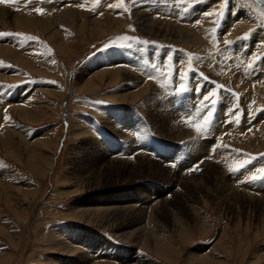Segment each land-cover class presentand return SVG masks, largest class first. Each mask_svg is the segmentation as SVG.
<instances>
[{"label":"rangeland","instance_id":"374dc122","mask_svg":"<svg viewBox=\"0 0 264 264\" xmlns=\"http://www.w3.org/2000/svg\"><path fill=\"white\" fill-rule=\"evenodd\" d=\"M263 6L0 3V264H264Z\"/></svg>","mask_w":264,"mask_h":264},{"label":"bare ground","instance_id":"6f19581e","mask_svg":"<svg viewBox=\"0 0 264 264\" xmlns=\"http://www.w3.org/2000/svg\"><path fill=\"white\" fill-rule=\"evenodd\" d=\"M258 2L261 4V5H264V1L263 0H258ZM264 7V6H263ZM151 13V12H150ZM2 14V13H1ZM3 15V14H2ZM143 15V14H142ZM1 17V16H0ZM6 19V18H5ZM153 24V23H152ZM160 25V24H159ZM148 26H151V24L149 23V22H146L145 21V23L144 24H142L141 25V27H143V28H148ZM164 29V28H163ZM156 32V31H155ZM157 32H159L158 30H157ZM162 32H163V30H162ZM114 74V73H113ZM142 91V90H141ZM142 93H143V91H142ZM182 105H183V103H182ZM166 108H167V106H166ZM171 108V107H170ZM169 109V108H168ZM174 109V108H173ZM172 113H173V110H171V112H168V110H167V112H166V115L169 117V116H171L172 115ZM178 124V123H177ZM173 126H174V124H173ZM172 126V127H173ZM157 127V126H156ZM178 128V127H177ZM175 129V128H174ZM179 129V128H178ZM189 129V128H188ZM165 130V129H164ZM177 130V129H176ZM170 134V133H169ZM180 134V133H179ZM209 137V136H208ZM213 140V139H212ZM196 152H198V151H196ZM204 152L202 151V154H203ZM194 154V153H193ZM194 156V155H193ZM202 156V155H201ZM204 156V155H203ZM141 159V158H140ZM204 158L203 157H198L196 160L197 161H200V165L202 166V167H208L207 169H206V171H205V174L207 173V178H208V180L209 181H212L213 183H215V188L217 189V194H216V196H214L215 197V201H214V204L215 203H218V205H220V207L221 208H223V206L225 207V206H231L232 207V205L233 204H231V203H233V201H235V199L236 200H240L241 199V203H239L240 204V206L241 207H243V208H252V209H254V211H256L257 210V212H259L260 214H262V217L264 218V216H263V213H264V188L262 189V190H257L258 192H261L260 193V196L257 198H255L254 199V201H256V202H254V205H252L250 202H249V200L247 199V196H246V198L243 196V197H240V196H238V195H236V194H234V190H233V188H231L230 187V185L229 184H227V183H229V182H226L225 181V179L223 178V179H221L220 181H219V183H218V178H220V177H218L217 176V171L215 170V167L214 166H211V165H209V164H207V163H202V161H204L203 160ZM196 161V162H197ZM152 162H153V160H152ZM151 162V163H152ZM140 163L141 164H149V163H146L145 161H142V160H140ZM140 163L138 164V165H140ZM153 164V163H152ZM149 165H151V164H149ZM136 167V166H135ZM148 167V166H147ZM149 168V167H148ZM188 170V169H187ZM135 171V170H134ZM146 171H147V169H146ZM155 171H157L156 169H155ZM196 171V170H195ZM219 171V170H218ZM156 173V172H155ZM196 173V172H195ZM221 174V173H220ZM158 176V175H157ZM195 176V175H194ZM173 177V176H172ZM187 177V176H186ZM189 177H190V175H189ZM158 178V177H157ZM179 178H180V176H179ZM185 178V177H184ZM169 179V178H168ZM181 180V179H180ZM203 180V179H202ZM205 182H207V179H206V181ZM174 183V182H173ZM190 183V182H189ZM187 184V183H186ZM191 184V183H190ZM193 184V183H192ZM195 184V183H194ZM198 184V183H197ZM196 184V185H197ZM172 185V184H171ZM204 185V184H203ZM234 185V184H233ZM176 186V185H175ZM207 186V185H206ZM201 187H202V185H201ZM183 188V187H182ZM200 188V187H199ZM203 188V187H202ZM167 189V188H166ZM197 189V188H196ZM201 189V188H200ZM199 189V190H200ZM260 189V188H259ZM171 191V190H170ZM185 192H186V190H184ZM233 192V193H232ZM236 192V191H235ZM239 192V191H238ZM215 193H216V191H215ZM245 193V192H244ZM165 193H162L161 195H156L155 197H154V199L151 201V200H146L145 202H141L138 198H136L137 199V201H136V203L138 204H143L141 207H140V209H144V211L142 212V214H144L145 215V212L147 213V211L148 212H151V214H152V212H154V211H156V207H157V205H156V203H153V201L155 200V202H160V200H162L161 201V204L159 205L161 208H163V210H165V212L168 210V208H169V204L170 203H168L169 201L167 200V198H165V197H163V195H164ZM172 194V193H171ZM238 194V193H237ZM241 194V193H240ZM247 194V193H246ZM173 195H175V194H173ZM172 196V195H171ZM252 196V195H251ZM161 198V199H160ZM251 198V197H250ZM179 201V197H178V195L177 196H174V198H173V202L174 201ZM252 201V200H251ZM148 202H152L153 204H147ZM238 204V205H239ZM134 205V204H133ZM127 206V205H126ZM138 206H140V205H138ZM234 206V205H233ZM134 208H135V206H133ZM230 207V208H231ZM235 207V206H234ZM239 207V206H238ZM227 208V207H226ZM130 210H132V208H129ZM140 209H138V212L140 213L139 215L141 216V212H140ZM220 209V208H219ZM232 209V208H231ZM230 209V210H231ZM135 210V209H134ZM228 210V209H227ZM135 211H137V210H135ZM169 211V210H168ZM167 211V212H168ZM253 211V212H254ZM226 212V211H225ZM123 213V212H122ZM121 214V213H120ZM119 214V215H120ZM124 214H125V212H124ZM124 214H121L123 217L125 216ZM127 214V213H126ZM129 214V213H128ZM130 214H132V215H130L129 217H131V216H133V215H137V213H135V212H133V213H130ZM150 214V213H149ZM258 214V213H257ZM116 215V214H115ZM118 215V214H117ZM138 215V216H139ZM137 216V217H138ZM155 216V215H154ZM154 216H149V218H150V221H149V223H156L155 222V217ZM256 216V215H255ZM261 217V218H262ZM262 218V219H263ZM140 219V218H139ZM259 219V218H258ZM131 220V219H130ZM174 220V219H173ZM148 221V220H147ZM261 222H263V221H261ZM146 224V223H145ZM145 224H144V226H145ZM139 225H140V223H139ZM174 225V224H173ZM174 229H175V227H174ZM177 230V229H176ZM130 236V235H129ZM137 238V237H136ZM125 239V238H124Z\"/></svg>","mask_w":264,"mask_h":264},{"label":"crops","instance_id":"0c3cea01","mask_svg":"<svg viewBox=\"0 0 264 264\" xmlns=\"http://www.w3.org/2000/svg\"><path fill=\"white\" fill-rule=\"evenodd\" d=\"M184 19H186L185 17H184ZM127 51V49H123L122 50V54L124 55V53ZM135 53H137V51H134ZM127 53H129V52H127ZM130 56H129V58H131L132 59V57H131V54H129ZM138 55H136V58L138 59V57H137ZM140 59V62H139V65L142 67V68H144L145 69V67H146V63L144 62V58H143V56L141 55V57L139 58ZM162 61V60H161ZM160 62V61H159ZM150 65H149V72H155L156 70V67L154 66H152L151 65V63H149ZM153 64V63H152ZM160 64H162L163 66H164V71L165 70H168V72H166V73H164V71H163V81H165L166 79H168L169 77H171V78H174L175 76L173 75V73H170V71H169V69H168V67H167V62H165V61H163V63H160ZM152 70V71H151ZM25 87H28V86H25ZM27 89V88H26ZM30 91H31V89H30ZM29 91V92H30ZM16 92L17 91H13V92H11L10 93V91H8L7 92V95L10 97L11 96V99H13L15 96H16ZM9 97H7V98H5V101L6 102H9L11 99L9 98Z\"/></svg>","mask_w":264,"mask_h":264},{"label":"snow or ice","instance_id":"6c2138e0","mask_svg":"<svg viewBox=\"0 0 264 264\" xmlns=\"http://www.w3.org/2000/svg\"><path fill=\"white\" fill-rule=\"evenodd\" d=\"M8 2V0H0V3H7ZM37 12H39L40 14H43L42 12H41V10H39V9H37ZM201 129L200 128H197V131H200ZM204 131H207V128H204L203 129Z\"/></svg>","mask_w":264,"mask_h":264}]
</instances>
